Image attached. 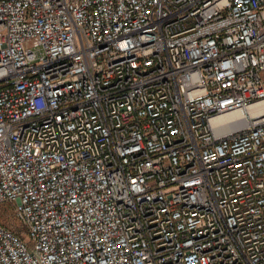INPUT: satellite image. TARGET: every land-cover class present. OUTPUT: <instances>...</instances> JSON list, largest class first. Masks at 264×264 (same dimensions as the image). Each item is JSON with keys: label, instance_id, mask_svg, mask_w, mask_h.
Returning a JSON list of instances; mask_svg holds the SVG:
<instances>
[{"label": "built area", "instance_id": "2783aa9c", "mask_svg": "<svg viewBox=\"0 0 264 264\" xmlns=\"http://www.w3.org/2000/svg\"><path fill=\"white\" fill-rule=\"evenodd\" d=\"M261 104L264 0H0V264H264Z\"/></svg>", "mask_w": 264, "mask_h": 264}, {"label": "bare ground", "instance_id": "6f19581e", "mask_svg": "<svg viewBox=\"0 0 264 264\" xmlns=\"http://www.w3.org/2000/svg\"><path fill=\"white\" fill-rule=\"evenodd\" d=\"M263 111H264V104H261V105H259L257 107H253L250 110V113L252 115H254V114H259V113H261ZM243 117L244 116L241 113H236V114L232 113L229 116H224V117H220V118L215 119L214 123H215V125L218 126V130L222 134L224 132L236 131L235 129L239 125H241L242 122H240V121H242ZM228 120H231V121H228ZM232 122H235V124L232 125ZM237 123H239V124H237Z\"/></svg>", "mask_w": 264, "mask_h": 264}, {"label": "rangeland", "instance_id": "374dc122", "mask_svg": "<svg viewBox=\"0 0 264 264\" xmlns=\"http://www.w3.org/2000/svg\"><path fill=\"white\" fill-rule=\"evenodd\" d=\"M0 224L14 231H24L21 223L15 218L13 208L10 206H0Z\"/></svg>", "mask_w": 264, "mask_h": 264}]
</instances>
